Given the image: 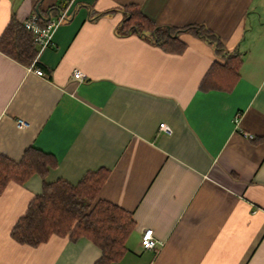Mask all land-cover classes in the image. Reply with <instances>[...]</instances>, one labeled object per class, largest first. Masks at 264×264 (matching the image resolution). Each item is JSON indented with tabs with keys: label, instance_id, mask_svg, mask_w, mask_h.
I'll return each mask as SVG.
<instances>
[{
	"label": "crops",
	"instance_id": "crops-1",
	"mask_svg": "<svg viewBox=\"0 0 264 264\" xmlns=\"http://www.w3.org/2000/svg\"><path fill=\"white\" fill-rule=\"evenodd\" d=\"M57 5L67 19L39 51V66L0 51V154L54 155L48 182L75 185L108 170L100 197L135 221L111 264H264V0H0V36L12 16L24 22ZM132 5L160 25H207L242 57L236 84L201 90L222 59L191 31L180 34L181 53L119 35ZM42 188L34 174L0 193V264H97L102 250L86 237L36 247L11 237ZM146 227L154 249L142 246Z\"/></svg>",
	"mask_w": 264,
	"mask_h": 264
},
{
	"label": "trees",
	"instance_id": "trees-1",
	"mask_svg": "<svg viewBox=\"0 0 264 264\" xmlns=\"http://www.w3.org/2000/svg\"><path fill=\"white\" fill-rule=\"evenodd\" d=\"M62 9V5L54 6L47 16L38 11L37 23L45 26ZM124 12V19L117 27L119 35L144 36L167 52L181 53L186 44L180 34L191 31L213 46L222 61L213 63L202 80L201 90H230L236 84L242 57L228 54L219 37L207 25H160L134 5ZM35 36L33 30L12 16L0 36V51L26 66L34 62L39 66ZM57 165L54 155L35 147L26 149L19 161L0 154V193L11 182L23 184L34 174L43 179L42 192L30 201L26 212L12 228L11 237L20 244L34 247L52 236L69 237L73 241L86 237L102 250L97 264L119 260L127 251L126 243L134 231L135 221L131 212L100 197L108 170L88 171L75 185L62 178L46 181L50 169Z\"/></svg>",
	"mask_w": 264,
	"mask_h": 264
},
{
	"label": "built area",
	"instance_id": "built-area-1",
	"mask_svg": "<svg viewBox=\"0 0 264 264\" xmlns=\"http://www.w3.org/2000/svg\"><path fill=\"white\" fill-rule=\"evenodd\" d=\"M65 19H67V10L62 11L56 18L52 17L46 23L45 26H41L37 23L38 21L37 14L32 15L29 19H27L23 23L28 29L33 30V32L36 35L35 36L36 42L43 47V46H47L51 42L52 33L54 29ZM32 68H33V64L31 65V69ZM35 72L40 76L45 75V72L43 71V69H35ZM72 77L74 80L81 82L84 80L86 75L82 70L75 69L73 71ZM20 125H25V122L20 121ZM160 126H161V129L168 131V127L165 125V123H161ZM141 243L144 249L156 248L158 244V240L155 238L153 228L146 227L142 230Z\"/></svg>",
	"mask_w": 264,
	"mask_h": 264
},
{
	"label": "water",
	"instance_id": "water-1",
	"mask_svg": "<svg viewBox=\"0 0 264 264\" xmlns=\"http://www.w3.org/2000/svg\"><path fill=\"white\" fill-rule=\"evenodd\" d=\"M41 48H42V46L40 44H37V46H36L37 51H40Z\"/></svg>",
	"mask_w": 264,
	"mask_h": 264
}]
</instances>
